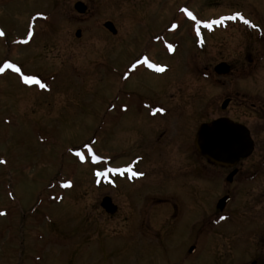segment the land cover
Listing matches in <instances>:
<instances>
[{"label":"rangeland","instance_id":"374dc122","mask_svg":"<svg viewBox=\"0 0 264 264\" xmlns=\"http://www.w3.org/2000/svg\"><path fill=\"white\" fill-rule=\"evenodd\" d=\"M263 44L264 0H0V67L20 69L0 72V264H222L224 225L208 228L216 188L200 180L192 203L184 178L130 183L149 141L135 108L200 125L228 95L256 105ZM221 62L232 73L215 75Z\"/></svg>","mask_w":264,"mask_h":264},{"label":"flooded vegetation","instance_id":"af4514ba","mask_svg":"<svg viewBox=\"0 0 264 264\" xmlns=\"http://www.w3.org/2000/svg\"><path fill=\"white\" fill-rule=\"evenodd\" d=\"M261 51L264 54V44ZM229 67L227 75L232 73ZM224 100H229L224 109L220 106L224 115L207 122L222 118L236 124L241 127L245 140L244 128L248 132L247 141L251 142V149L245 157L234 163L226 162L224 166L207 161L199 155L194 144L199 127L197 117L194 120L168 121L164 117L171 114V109L152 103L154 106L135 108L138 113L146 112L149 124L146 119L144 123H140L139 119L135 122L143 125L142 131L148 135L149 141L145 155H134L128 163L132 172L142 175L130 172L128 178L133 183L153 174L158 178L154 180L156 185L161 178L167 177L175 182L184 178L187 185L182 184L186 186V191H190L192 203L199 200L200 180L209 183L212 191L217 189L213 205L218 213L210 215L208 228L212 230L216 224L224 225L222 264H264V190L261 189L264 186V101L248 106L244 99L237 103L231 95ZM158 121L160 123H156ZM132 131L138 135V130ZM164 155L169 157L166 164L162 159ZM141 163L142 169L139 168ZM116 186L117 183L114 184ZM222 199H226V203L223 209H219L218 203ZM114 205L117 214L119 206L115 202Z\"/></svg>","mask_w":264,"mask_h":264},{"label":"water","instance_id":"95a60500","mask_svg":"<svg viewBox=\"0 0 264 264\" xmlns=\"http://www.w3.org/2000/svg\"><path fill=\"white\" fill-rule=\"evenodd\" d=\"M73 9L76 13L83 15L86 13L87 7L82 2L77 1ZM103 27L112 35L116 34V29L111 22H105ZM75 37H80V30L75 32ZM213 71L219 76H224L229 73L230 67L222 62L215 65ZM228 103L229 100H224L221 108L224 109ZM240 129L241 127L222 118L201 124L194 142L197 152L201 157L215 165L224 166L226 162L234 163L239 158L245 157L251 149V142L247 141L248 132L243 128L245 141ZM225 203L226 199L220 200L218 208L223 209ZM101 207L108 214H113L117 210L116 206L107 197L102 199ZM188 252L193 253L194 247H190Z\"/></svg>","mask_w":264,"mask_h":264},{"label":"snow or ice","instance_id":"6c2138e0","mask_svg":"<svg viewBox=\"0 0 264 264\" xmlns=\"http://www.w3.org/2000/svg\"><path fill=\"white\" fill-rule=\"evenodd\" d=\"M185 11L187 12V10L185 9ZM190 17L192 16V14L190 13V12H188L187 13ZM237 15H239V14H237ZM236 17L235 16H232V17H227V19H235ZM193 19H195L194 17H193ZM223 19H225V18H221V20H217V21H212L211 23H209V24H206L205 26L206 27H210L211 26V24H218V23H221L222 21H223ZM241 19H243L242 17H241ZM245 23H248V21H245ZM174 27H175V25H174ZM169 49H171V45H169ZM145 63H147V61H145ZM133 67H135V65H133ZM149 67H153V68H156L158 71H163V69L162 68H159V67H157L156 65H152V64H150L149 65ZM5 69H12L13 71H15V72H20V69L19 68H17L16 67V65L15 64H13V63H4V65H3V67H0V72H3ZM22 79H23V81L25 82V83H29V84H31V83H36V84H38L41 88H44V87H46V85H44L43 83H41L39 80H37L36 79V77H34V76H27V75H24V76H22ZM91 151V150H90ZM77 155L78 156H80V158L83 160V155L82 154H80V153H77ZM101 160V158L99 157V156H96V155H92V161H93V163H97V162H99ZM120 171H122L121 169H107L106 170V172H120ZM125 171H129V172H132V169H131V166H129L127 169H125ZM98 176L99 175H103V174H106V173H99V172H97L96 173ZM132 175H142V173H138V172H132ZM67 186V185H66Z\"/></svg>","mask_w":264,"mask_h":264}]
</instances>
